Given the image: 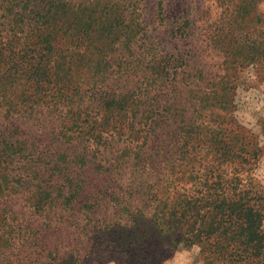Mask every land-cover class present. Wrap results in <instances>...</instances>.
Wrapping results in <instances>:
<instances>
[{
	"label": "trees",
	"instance_id": "1",
	"mask_svg": "<svg viewBox=\"0 0 264 264\" xmlns=\"http://www.w3.org/2000/svg\"><path fill=\"white\" fill-rule=\"evenodd\" d=\"M114 12L0 0V264H160L195 246L201 264H264V141L233 111L261 51L233 47L213 78Z\"/></svg>",
	"mask_w": 264,
	"mask_h": 264
},
{
	"label": "rangeland",
	"instance_id": "2",
	"mask_svg": "<svg viewBox=\"0 0 264 264\" xmlns=\"http://www.w3.org/2000/svg\"><path fill=\"white\" fill-rule=\"evenodd\" d=\"M81 1V0H75ZM115 14L133 28L141 23L155 53L178 54L202 65L215 78L223 74L224 56L233 47L257 45L261 58L236 71L234 116L248 138L264 141V0H110ZM249 14L237 16L235 5ZM161 12H158L159 6ZM188 31L180 36L182 25ZM180 30L175 33L176 27ZM227 47L224 48L225 44ZM227 50V52H225ZM264 186V159L253 170ZM110 213V210L106 211ZM264 225V221H263ZM198 247H178L160 264H201ZM109 264H115L113 262Z\"/></svg>",
	"mask_w": 264,
	"mask_h": 264
}]
</instances>
